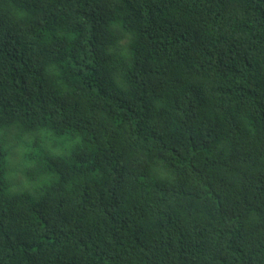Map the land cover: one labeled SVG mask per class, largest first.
Returning <instances> with one entry per match:
<instances>
[{
    "label": "trees",
    "instance_id": "obj_1",
    "mask_svg": "<svg viewBox=\"0 0 264 264\" xmlns=\"http://www.w3.org/2000/svg\"><path fill=\"white\" fill-rule=\"evenodd\" d=\"M0 264H264V0H0Z\"/></svg>",
    "mask_w": 264,
    "mask_h": 264
},
{
    "label": "rangeland",
    "instance_id": "obj_2",
    "mask_svg": "<svg viewBox=\"0 0 264 264\" xmlns=\"http://www.w3.org/2000/svg\"><path fill=\"white\" fill-rule=\"evenodd\" d=\"M9 144V157H8V162H7V179L9 181L12 180L13 182V190H17L19 189L16 184L18 183L22 189H20L19 191H24L26 190L25 187V183H21L22 177H21V173H20V169H21V155L24 151V148L20 147L19 145H17L13 139L8 141ZM10 169V172H9ZM9 175V178H8ZM10 184V181H9ZM11 187V185H10ZM11 188V190H12ZM12 190V191H13ZM18 191V190H17Z\"/></svg>",
    "mask_w": 264,
    "mask_h": 264
}]
</instances>
